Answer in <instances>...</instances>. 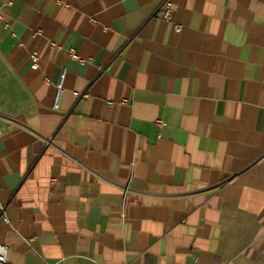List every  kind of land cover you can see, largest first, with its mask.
I'll list each match as a JSON object with an SVG mask.
<instances>
[{"label":"crops","instance_id":"0c3cea01","mask_svg":"<svg viewBox=\"0 0 264 264\" xmlns=\"http://www.w3.org/2000/svg\"><path fill=\"white\" fill-rule=\"evenodd\" d=\"M164 1L0 0L9 264H264V0Z\"/></svg>","mask_w":264,"mask_h":264},{"label":"built area","instance_id":"2783aa9c","mask_svg":"<svg viewBox=\"0 0 264 264\" xmlns=\"http://www.w3.org/2000/svg\"><path fill=\"white\" fill-rule=\"evenodd\" d=\"M172 14H173V4H172L171 0H165L163 2V4L161 5V8H160V18L164 21H170L172 18ZM175 31L180 32L181 27L176 26ZM71 57L74 60H77L79 62H83V60L80 59L73 51H71ZM30 60L32 62L31 69H36L37 65H38V60H39L38 53L37 52L31 53L30 54ZM64 77H65V74L63 73L61 75L60 84L58 85L57 94L55 97V103H54L55 108H58L60 97H61V94L63 92L62 82L64 80ZM75 97H77V98L79 97L81 99H88L90 97V95L87 92L75 93ZM126 102L127 101H123V103H126ZM156 125H157V127L161 128L163 126V122L161 120H157ZM0 136H1V131H0ZM2 215H5V205H3L0 202V216H2ZM4 222L7 224L9 223V221L6 217H4ZM0 264H9L7 262V247L5 245H2V244H0Z\"/></svg>","mask_w":264,"mask_h":264}]
</instances>
